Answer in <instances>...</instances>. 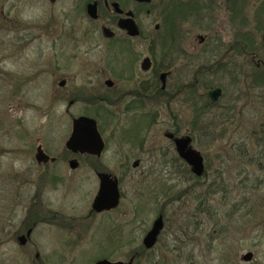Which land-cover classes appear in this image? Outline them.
<instances>
[{
	"label": "flooded vegetation",
	"instance_id": "flooded-vegetation-1",
	"mask_svg": "<svg viewBox=\"0 0 264 264\" xmlns=\"http://www.w3.org/2000/svg\"><path fill=\"white\" fill-rule=\"evenodd\" d=\"M46 1L53 10L46 21L34 24L18 22L20 47L23 51L28 43L50 37V71L42 74L53 76L51 106L60 101L66 103L68 136L66 134L62 151H52L46 145L37 146L35 170L13 174L14 180L11 179L9 186L13 190L16 183L20 191L15 196L20 202L16 205V216L15 213L11 215V210L8 219L6 217L8 225L3 230L6 240L2 244H7L8 236H11L12 230L8 229L10 217L19 222L13 224L18 229L13 232L12 239L27 254L32 248L36 252L39 249L38 241H33L32 237L43 225L57 227L64 235L70 236L83 227H80L83 221L111 216V229L118 240L120 222L118 217H113V213L125 199L124 179L134 170L144 176L136 194L144 203L139 204L135 200V213L128 221H138L146 209L157 213L144 238L159 218L163 222L152 248L143 245L128 261H123L133 260L135 264L142 251L149 257L154 255L157 245L167 234L166 227L171 220L165 215L164 208L176 203L175 198L181 201L182 198H179L183 194L195 192V182L207 184L208 193L215 194L214 182L208 176V158L197 149V144L200 140L211 144L216 136L227 133V127L242 123L246 110V105L241 103L244 93L240 91L234 97L228 96L232 78L240 79L237 85L233 83L236 86L246 81L249 66L256 69L253 72L256 77L264 76V0L258 3L255 11L253 29L261 34V43L254 42V51L248 49L246 16L250 10L246 0ZM58 5L62 7L55 13ZM89 10L95 11L96 17L90 15ZM129 20L133 21L138 31L135 35L126 29ZM230 85L232 87V82ZM80 117L96 122L103 142L101 153L83 151L87 145L81 139L71 142L74 121ZM260 125L264 126V118ZM254 135L257 144H264L262 130ZM39 147L47 155L43 162L36 159ZM191 151L203 158L202 176L196 175L194 167L184 158ZM108 152L124 163L111 169L107 161ZM235 152L225 153L220 158L223 167L247 170L252 164L250 167L254 170H264V150L255 152L256 156L249 157V160L247 150L238 151L240 156L237 158L230 156ZM232 159H237V162L234 164ZM64 164L72 172L94 174L98 182L86 216L60 214L46 208L47 205L54 206L53 201L47 198V188L54 186L52 191H66L65 181L71 180L70 177H62L64 171L61 166ZM73 165L75 168H72ZM225 171L224 168L216 170L220 174ZM102 174H109L111 179L118 181L120 198L115 208L97 212L93 207L100 191ZM185 183L190 187H183V190L181 187ZM25 191L29 199L33 192L29 207L24 204ZM67 195L68 191L64 196ZM211 200H195L190 228L183 226L182 217L176 220L174 240L177 247L181 249L184 244H189L195 254L212 255L219 249L217 240L219 243L229 239L231 242L237 240L235 244L240 248L252 245L253 251L246 252L252 254V259L244 261L245 254L241 257L244 263H251L259 250L264 253V240L260 243L263 248L246 240L251 236L264 239V220L261 222L257 217L262 202L254 200V208L249 210L241 199L233 204L227 200V205L223 200V207H228V210H220ZM58 207L65 211V207ZM7 209L5 215L9 212ZM222 211L228 224L220 227ZM114 243L112 256L120 251L122 245L116 240ZM30 245L32 247L28 248ZM35 258H39L38 252Z\"/></svg>",
	"mask_w": 264,
	"mask_h": 264
},
{
	"label": "rangeland",
	"instance_id": "rangeland-1",
	"mask_svg": "<svg viewBox=\"0 0 264 264\" xmlns=\"http://www.w3.org/2000/svg\"><path fill=\"white\" fill-rule=\"evenodd\" d=\"M261 1L246 0L247 8L251 11L246 16V22H248L246 32L250 43L248 49L251 51H254L255 41L261 43V34L257 29H253L255 11ZM61 7L62 5H58L54 12L57 13ZM52 11L51 5L46 0H0V264H94L101 258L109 259V261L112 259L128 261L143 246L146 231L157 217L156 212L154 214L152 210L146 209V211L143 210V215L141 214L143 217L138 221H128L129 217L135 213L137 202L144 203L143 199L136 195L144 176L140 174L141 172L134 170L124 179L125 199L122 206L113 213V217H118L120 222L118 240L115 238L114 230L111 229V216L98 217L91 222L83 221L80 223V227H83L76 229V232L70 236L64 235L57 227L43 225L32 237V240L36 239L39 244V249L37 248L39 258L36 260L37 252L34 248L27 254L14 242L13 232L18 228L13 227V224L19 222L10 217L8 229L12 230L11 236H8L7 244H2L6 240L3 234L4 228L8 225L6 217L8 219L11 210V215L15 213L16 216L18 209L16 205L20 202L15 196L19 190L16 183L13 190L9 186L12 183L13 174L29 169L35 170L34 157L37 146L46 145L52 151H62L66 141V103L60 101L51 106L53 76L47 73L42 74L44 71H50V37L45 36L43 40L30 42L22 51L17 27L18 22L27 24L44 22L50 13H53ZM255 70L253 66H249L246 81L238 86L236 85L239 83V78H232V87H230L231 82L230 84L226 82L229 84L228 96L234 97L235 93L240 91L244 93L241 103L246 105V110L242 123L227 127V133L216 136V140L211 144L202 140L200 144H197V149L208 158L207 163L210 168L208 176L211 182H214L215 194L208 193L207 184L195 182L193 184L197 185L195 192L183 194L179 198H182L181 201L175 198L176 203L164 208L165 215L171 220L168 228L166 227L167 234H164L157 245L154 255L149 257L147 254L140 253L135 264H197V262L200 264H264L263 250L255 253L251 263H244L241 257L247 254V251H253L252 245H243L240 248L238 244H235L237 240L231 242L229 239H224L219 243L217 240L219 249L212 255H203L199 252L195 254L192 245L189 246V244H184L179 249L174 240V234L177 233V219L182 217L185 228L192 226L191 215L194 214L197 198L212 199L211 203L220 210L228 208L223 207V200L227 205V200H230L229 204H233L235 200L241 199L245 202L244 206L248 205L249 210L254 208L253 201L257 200V203L262 202L257 211L258 220L261 219V222L264 220V170L259 168L256 171L250 167L252 164L247 166V170L235 167L227 169L223 167L220 159L225 156V153L234 150L236 152L230 156L237 158L240 156L238 151L247 150L249 160V157L256 156L255 152L264 150V144L262 142L261 145L257 144L254 135L261 129L260 121L264 118V76L256 77L257 74H253ZM32 146H34L33 150ZM107 161L111 164V169H116L124 163L122 159L112 156L109 152ZM214 161L215 165H212ZM232 161L235 164L237 159ZM62 168L64 171L62 177L71 178L64 184L68 195L64 196L66 192L64 189L52 191L54 186L48 187L47 198L53 201L54 206L47 205L46 208L60 214L63 212L66 215L86 216L96 195L98 182L94 174L85 175L82 171L72 172L65 164L61 166ZM217 168H224L226 171L220 174L216 172ZM60 171L63 173L62 170ZM183 187H190V185L185 183L181 187L184 190ZM32 194L33 192L31 199ZM26 195L25 191L26 206H24L29 207L31 199ZM59 205L65 207V211L58 207ZM6 209L9 212L5 215ZM220 216L223 217V211ZM220 223L218 226L221 227L228 224V220L226 221L223 217ZM115 240L122 245H120V251L112 256L111 250L114 249ZM246 240L253 244L258 243V247L263 248L260 243L264 239L261 236L256 238L251 236ZM69 242L75 244L69 245ZM31 247V245L28 246V248Z\"/></svg>",
	"mask_w": 264,
	"mask_h": 264
},
{
	"label": "water",
	"instance_id": "water-1",
	"mask_svg": "<svg viewBox=\"0 0 264 264\" xmlns=\"http://www.w3.org/2000/svg\"><path fill=\"white\" fill-rule=\"evenodd\" d=\"M138 2H149L150 0H136ZM90 15L93 17H96V12H91L89 10ZM129 25L126 26V29L131 35H135L138 31L136 27L133 24L132 20H129ZM127 22V23H128ZM263 42H264V35H263ZM211 93L212 95L217 94ZM79 139L82 140L87 146L84 148L83 151L92 152L97 151V153H101L103 149V142L101 141V138L99 136V133L97 131V125L96 122L93 119L87 118V117H80L74 121V132L72 136V143H75ZM179 148H180V144ZM47 158V155L43 152L41 147H39L36 159L39 162H43V160ZM184 158L194 167V173L198 176L203 175L204 166H203V158L200 156L199 153L191 151L188 152L187 155L184 156ZM72 168H75V165L72 166ZM101 179V187L100 191L95 198L94 201V210L97 212H102L105 210H110L115 208L119 203V190H118V181L111 179V176L109 174H102L100 175ZM162 218H159L156 223L155 227L152 231L149 232V234L144 238L143 245L146 248H152L156 241L157 237L162 229ZM252 254H247L244 256V261H251ZM95 264H133V260L129 262H112L109 260H100Z\"/></svg>",
	"mask_w": 264,
	"mask_h": 264
},
{
	"label": "trees",
	"instance_id": "trees-1",
	"mask_svg": "<svg viewBox=\"0 0 264 264\" xmlns=\"http://www.w3.org/2000/svg\"><path fill=\"white\" fill-rule=\"evenodd\" d=\"M250 50V49H249ZM260 130H262V132H264V126L263 127H261V129ZM141 254H144V251H142L141 252Z\"/></svg>",
	"mask_w": 264,
	"mask_h": 264
}]
</instances>
